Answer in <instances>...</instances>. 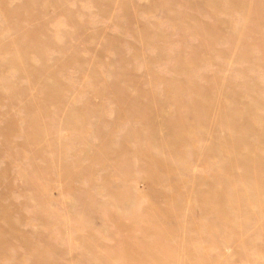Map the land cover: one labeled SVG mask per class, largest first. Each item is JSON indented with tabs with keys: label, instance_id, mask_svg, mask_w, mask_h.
I'll list each match as a JSON object with an SVG mask.
<instances>
[{
	"label": "rangeland",
	"instance_id": "obj_1",
	"mask_svg": "<svg viewBox=\"0 0 264 264\" xmlns=\"http://www.w3.org/2000/svg\"><path fill=\"white\" fill-rule=\"evenodd\" d=\"M0 202V264H264V0H0Z\"/></svg>",
	"mask_w": 264,
	"mask_h": 264
},
{
	"label": "bare ground",
	"instance_id": "obj_2",
	"mask_svg": "<svg viewBox=\"0 0 264 264\" xmlns=\"http://www.w3.org/2000/svg\"><path fill=\"white\" fill-rule=\"evenodd\" d=\"M125 2H126V1H125ZM128 2H129V1H128ZM123 4H124V3H123ZM125 4H126V3H125ZM125 4H124V5H125ZM127 8H128V7H127ZM129 8H130V7H129ZM125 10H126V9H125ZM128 10H129V9H128ZM193 34H194V33H193ZM196 35H197V34H196ZM194 36H195V35H194ZM197 36H198V35H197ZM207 39H208V38H207ZM209 40H210V39H209ZM211 41H212V39H211ZM207 44H208V43H207ZM146 104H147V103H146ZM147 106H148V105H147ZM145 107H146V106H145ZM210 108H211V107H210ZM144 109H145V108H144ZM145 112H146V111H145ZM145 112H144V114H145ZM31 116H32V115H31ZM33 116H34V115H33ZM221 116H222V115H220V117H221ZM220 117H219V118H220ZM222 118H223V117H222ZM223 123H224V121H223ZM218 124H220V123H218ZM229 127H230V126H229ZM236 127H237V126H235V128H236ZM36 128H37V127H36ZM149 128H150V125H149ZM151 128H152V127H151ZM231 128H232V127H231ZM234 130H235V129H234ZM236 131H237V130H236ZM39 132H40V131H39ZM7 137H8V136H7ZM219 137H220V136H219ZM10 143H11V142H10ZM14 143H15V142H14ZM14 143H13V144H14ZM11 144H12V143H11ZM222 144H223V143H222ZM226 144H227V143H226ZM212 145L214 146V144H212ZM212 145H211V146H212ZM243 145H244V144H243ZM246 145H247V144H246ZM13 146H14V145H13ZM225 146H226V145H225ZM222 147H223V145H222ZM227 147H228V146H227ZM13 148H14V147H13ZM15 148H16V147H15ZM223 148H224V147H223ZM230 148H231V147H230ZM230 148L228 149V152H229V151H233V152H234V150H231ZM221 149H222V148H221ZM232 149H233V148H232ZM222 150H223V149H222ZM222 150H221V151H222ZM235 151H237V149H236ZM259 151H260V150H259ZM224 152H225V151H224ZM34 153H35V152H34ZM225 153H227V151H226ZM239 153H242V152H239ZM13 154H14V153H13ZM19 154H20V153H19ZM232 154H233V153H232ZM235 154H236V153H235ZM225 155H226V154H225ZM236 157H237V156H236ZM239 158H240V157H239ZM239 158H237V161H238ZM244 159L246 160V157H245ZM234 160H235V159H234ZM239 160H242V159H239ZM245 160H244V161H245ZM244 161H243V162H244ZM234 162H236V161H234ZM238 162H239V161H238ZM237 164H238V163H237ZM217 196H218V195H217ZM217 201H218V199H217ZM1 202H2V201H1ZM1 202H0V203H1ZM3 202H4V201H3ZM2 204H3V203H2ZM196 253H197V252H196ZM196 253H195V254H196ZM205 256H206V255H205ZM2 260H3V259H2ZM198 260H199V259H198ZM203 260H204V259H203ZM3 262H4V260H3ZM4 263H5V262H4Z\"/></svg>",
	"mask_w": 264,
	"mask_h": 264
}]
</instances>
